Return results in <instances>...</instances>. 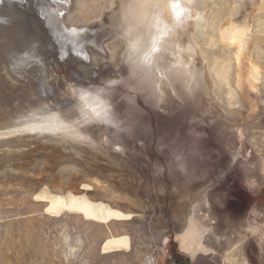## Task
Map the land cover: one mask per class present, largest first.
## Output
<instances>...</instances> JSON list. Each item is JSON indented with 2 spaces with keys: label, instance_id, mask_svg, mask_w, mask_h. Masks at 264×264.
Returning <instances> with one entry per match:
<instances>
[{
  "label": "rangeland",
  "instance_id": "obj_1",
  "mask_svg": "<svg viewBox=\"0 0 264 264\" xmlns=\"http://www.w3.org/2000/svg\"><path fill=\"white\" fill-rule=\"evenodd\" d=\"M20 1L12 0L13 3H9L11 7L6 5L0 8V122L7 121L8 117H17L21 113L28 112L29 107L31 111L37 105L46 107L40 104L45 102L42 94L48 93L41 87L44 79L56 86L54 89L56 94L54 98L52 96L54 100H51L54 104L53 108H61L64 115L74 117L76 111L69 97V90L73 85L78 84L71 79L67 68H61L56 64L59 62L57 58L56 62L53 61L56 65L52 62L54 60L52 56L57 57L58 54L54 50L58 48L57 52H59V47L53 33L47 30L48 27L42 21L45 19L44 16L49 17V10L42 8L41 3L48 0H28L25 1L24 6L19 3ZM117 1L75 0L73 9L64 15L71 24L94 25L99 19H106L103 28L94 26L95 31L92 35L96 37L104 30L103 33L108 34L110 30L115 29L112 24L116 20L111 16L117 8ZM185 3L193 12L186 28L190 30L200 54L193 55L192 52L184 50L182 59L185 63H190L192 56H196L195 63L200 65L203 60V67L205 66L203 80L196 84L197 93L189 92V97H181L161 75L165 71L162 65H155V69L149 71L151 75L149 77L139 72L134 65L135 60L124 58L127 52V38L116 34L115 30L110 31L108 35H114L104 42L108 56L92 52V64L80 65L84 75L93 76L94 69H99L101 64L109 62L112 65L111 73L104 75L99 81L100 83L106 80L117 81L111 91L127 101H131L133 95L142 97L140 93L142 91H139L137 86L148 88L149 92L155 94L153 91V87L157 89V84L154 83L155 75L157 79L160 78L159 85L163 96L161 102H156L154 98L155 105L157 104L158 110L164 115L170 118L180 116L179 119L183 120L179 124L180 127H174L175 135L157 145L160 151L164 150L165 153H149L148 156L145 153L144 160L136 157V153L140 154L139 145L148 143V137L141 138L138 133L145 122L140 113L133 109L124 108L118 111L111 124L91 119L81 118L76 119L77 121L72 119L71 123L65 124L66 127L81 120L82 124L88 126L86 134L78 137L65 136L73 141L71 144L74 149L77 147L75 154L80 155V159L76 160L78 165L68 161H63L64 163L56 161L54 158L75 160L69 156V150L60 146H51L48 142L44 143L47 146L44 148L36 144L22 146L21 151H28L29 155L25 160L12 155L11 148L0 147V158H4V160L0 159L1 175L14 174L13 172L17 176L27 175L29 168H33L34 171H43V174L53 169L57 177L53 181L51 178L37 177V182L33 185L17 178L12 183L2 182L0 201L3 199L5 202L19 204L20 212L17 215L23 218L30 217L32 222L41 221V213H45L43 217L51 215V219L54 218L53 215H59L63 209L65 212L81 213V216L89 219V222L107 229L109 235L101 242L100 247L103 253L122 247L125 250L129 249L130 245L125 243V237L115 235L113 221L117 220V217L129 218L131 215L129 211H136L145 216L144 226L149 235L152 233L154 235V227L167 233L164 242L163 240L159 244L154 242L156 245L151 250L154 253L153 264H264V0H192L191 2L185 0ZM228 26L244 29L246 33L244 47L240 50L239 56V47L236 43L231 44L228 39L223 38V31ZM92 35L90 34L89 38ZM182 37H187L185 32ZM23 39L27 44L23 43ZM167 39L171 40L173 36ZM81 40H86L85 42L88 43L90 39ZM16 41L20 43L14 45ZM75 48L71 45V49ZM165 49L167 51L164 52V59L174 62L176 57L172 50L168 47ZM13 66L16 67V71L12 69ZM38 69H42V72L48 70L46 73L49 76L41 77L42 72ZM255 69L259 70V77L254 75ZM17 73L23 74L30 81L27 82L26 78L23 79ZM181 79L184 78L178 79L180 84L184 82ZM26 90L28 92H24ZM33 94L40 96L36 97ZM211 98H215L214 103L219 108L212 105ZM112 103L115 107V102ZM208 125L215 127L213 131L208 129ZM126 134L131 136L133 143L130 142V145L124 148L120 136L124 137ZM20 149L12 150L19 152ZM113 150L123 152V155H115ZM37 159L39 161L45 159L43 165L33 164ZM176 159L189 162L185 178H178L179 171L171 165ZM197 159L199 164H196ZM28 163H31V167H27ZM14 169L21 173H17ZM109 170V174L112 175L109 180L111 179L118 192L113 195L115 199L104 195L103 198L109 200L106 202L102 201L101 195H97V188L85 184L91 183L90 177H98L100 173L108 174ZM81 171L89 174L80 173ZM226 172L229 176L224 179ZM81 176L82 179H75ZM223 179L226 184L228 183L227 186L220 183ZM233 184L240 191L237 196L232 194L234 190L229 189ZM56 188L59 191H56ZM206 192L213 210V215L209 213L207 222H212L218 236L216 241L207 235V228L190 215L187 207ZM229 196L235 198L232 205L228 204ZM115 200L127 204L128 206H122L127 209L115 211L110 204ZM222 208H225L224 214H219ZM238 210L241 211L239 215H237ZM179 214H182L183 219L187 217L184 236L178 233V222L174 220ZM111 217L115 219L111 221ZM107 221H111L109 223L111 229ZM42 241L45 245L33 244L34 247L31 245L27 248L16 247L14 242H11L8 249L6 248L10 253L9 258H3L4 260L8 258L6 260L12 264H50L48 257L50 252L46 251L50 245L44 239Z\"/></svg>",
  "mask_w": 264,
  "mask_h": 264
},
{
  "label": "bare ground",
  "instance_id": "obj_2",
  "mask_svg": "<svg viewBox=\"0 0 264 264\" xmlns=\"http://www.w3.org/2000/svg\"><path fill=\"white\" fill-rule=\"evenodd\" d=\"M25 1L28 0H24V1L21 0L19 3L24 6ZM191 1L192 0H189V2ZM10 2H12V0H0V8L6 5H9L11 7V5L9 4ZM74 2L75 0H48L47 2L41 3L42 8H47L49 10V14H48L49 17L44 16L45 19L44 20L42 18L41 19L43 21V24L47 26L48 29L45 26L44 27L47 30H51V32L53 33L54 38L57 40V44H58L57 46L59 47V52H57L58 48H55L56 50H54L56 54L57 53L58 54L56 55L57 57L52 56L54 57V60H52V62L55 61V59L57 58L59 62L56 64L59 67L61 66V68H67L66 69L67 73L70 75L72 80L76 81V84L78 85L100 84L99 80L104 75L108 74L112 69V65L109 62L108 63L105 62L101 64L99 69H94L93 76L84 75L83 71L80 68L81 67L80 65L88 64V63L92 64V59H93L92 52H99L105 57L108 56V51L106 49L104 42L105 40H107L108 38L114 35V34L108 35L110 34V31L115 30L116 34L125 36L128 39V36L125 34L127 31L131 34L132 37L138 38L139 53L141 55L146 52L148 53L147 58L143 61L136 58H130L128 50L125 53L124 56L125 59L127 57L130 60H135L137 65L136 64L134 65L139 72H142L143 75L147 74V77H149L151 76L149 74V71L155 69V65L157 64L162 65V68L165 71L161 73V75H163L166 81H168L171 84L174 91H176L181 97L183 96L189 97L190 96L189 92L195 94L197 90L196 84L201 82L202 77L205 75L204 74L205 66L203 67L204 62L203 60H201V64L197 65L195 63L196 56L195 57L192 56V61L190 63H185L184 60L182 59V52L184 50L192 52L193 55H195V53L199 55L200 49L198 48L196 42H194L191 32H189L190 30L186 28V26L189 24L190 19L182 26L176 27V22L173 20L172 14L168 8V0H118L117 8L112 12V16H111L113 20H116L115 23L112 24V26L115 29H112L110 31L107 29L109 31L108 34L103 33L105 30L102 29L104 31L101 33L99 32L98 36L96 35V37L92 35V33L95 31L94 28L96 26L99 27L104 26L107 20L99 19L98 23L94 25L68 23L67 16L64 14L69 13L73 9ZM185 5L189 8V6L186 3ZM192 15L193 12L191 11V16ZM168 17L170 18V20H168ZM184 32L187 36L186 38L182 37V35H184ZM90 34L92 35V37L89 38ZM245 34L246 33L244 29L242 30L241 28H236L233 26L226 27L222 34L223 38L228 39L231 44L236 43V45L239 47L238 56L241 52L240 50L242 49V47H244L243 42H244ZM171 35L173 36V39L168 40L167 38ZM79 36L81 37V39L82 38L87 40L90 39L89 40L90 42L88 41L87 43L85 42L86 40L82 41ZM17 40L19 39L17 38ZM16 43H20V42L16 41L14 45H16ZM23 43L27 44V41L24 40ZM11 44L12 43H10V45ZM71 45H73L76 48L74 50L71 49ZM85 47H87V49ZM166 47L170 48L174 53L176 57V60L174 62H171L168 59H164L163 55L164 52L167 51V49H165ZM20 55L21 54H19V56ZM56 64L54 63V65ZM14 66L12 69L16 71L15 69L16 67ZM163 69H161V71H163ZM41 70H39V72ZM25 71H27V69ZM46 72H48V70ZM46 72H42L41 77L49 76L48 73ZM258 72L259 70L258 71L256 69L254 70V75H256L257 77H259ZM17 74H19V76L22 77L23 79L26 78L25 76H23V74L20 73ZM248 75H250V73H248ZM179 78H184V80L181 79L182 81H184L182 84L178 82ZM26 79L27 82L30 81L28 78ZM155 79L156 81H154V83L157 84V89L156 87H153V91L155 92V94L152 91L149 92L148 88L144 89L142 87L137 86V89H139V91H142L140 92L142 97L133 95L131 96V101H127L125 98L123 99L118 97V94L112 92L111 89L108 90V93H110L109 95L111 97V100L115 102L114 117L118 113V111L120 112V110L124 108L129 110L133 109L134 111L140 113L143 122H145V125L143 127L141 126L142 128H139L138 133L140 134L141 138L148 137V143L145 142L140 145L139 143H137L139 145L140 154L136 153V157L141 158L142 160H144L145 153L146 156H148L149 153L151 154H154L155 152L163 153L164 150L160 151L157 145L160 142L169 139L172 135H175L173 134V129L180 127L179 125L181 124L180 122H183V120L179 119L180 116H178V118H170L158 110L157 108L158 106L157 104L155 105V101L161 102L163 94L161 87L159 85L160 78L157 79V75H155ZM41 83L43 85H41ZM41 83H40L41 87H43L45 91L47 90L48 93H50V94L48 93L45 94L42 92L44 94V95L42 94V97L45 99V102L42 103L40 102V104H44L46 107H39V105H37V107H35V109H33L32 111H31V107H29L30 110L28 112L21 113V115H18L17 117H8L7 121L2 123L0 122V147L11 148V152H13L12 155H17L19 158L21 157L25 160V158L28 155V151H21L20 148L22 146L27 147L36 144V145H41L44 148L45 146L44 143L46 144L48 142L49 145L51 146L54 147L60 146V148L62 149L69 150L70 151L68 152L69 156L75 160V161H73L72 159L57 160L56 158H54L56 161H60V162L68 161L78 165L79 163L76 160L80 159L79 157L80 155L75 154V149H77V147H75L74 149L73 148L74 146L71 144L72 140L71 139L69 140L65 136L78 137L81 134H86L88 126L87 124H82L83 123L82 120L77 123H73L67 127L65 126V124L71 123L72 119L73 120L81 119V118H83L84 120L104 119L107 115L104 107V103L98 98L93 97L88 101V108H81L80 113L75 108L76 115L74 117L73 115H70L71 117H69V115H64L61 108H56V109L53 108L54 104L51 102V100H52V96L54 98V95L56 94L54 93V89L56 86L54 87L53 84L48 83L46 79L42 80ZM24 92H28V91L26 90ZM33 95L36 97L40 96L38 94H33ZM211 101L213 106L218 107V105L214 103L215 98H211ZM54 102H56V100ZM200 110L202 111V109ZM85 115L88 116L85 117ZM200 117L201 115H199V118ZM202 123H204V120ZM67 128L70 129L67 130ZM214 128H215L214 126L208 125V129L210 131H213ZM92 130L90 132H92ZM120 138H121L120 139L121 144L123 143L124 148L130 145V142L131 144L133 143V141H131L132 138L129 134L124 135V137L120 136ZM149 146H150V151L148 152ZM13 148L17 149L16 151L20 149V151L16 152L12 150ZM3 153L5 154L6 152ZM113 153L118 156L123 155V152L119 153L116 150H113ZM0 159L4 160V158H0ZM183 159L181 160L176 159L175 162L173 161L172 162L173 164H171L175 169H177V171H179V174L177 175L178 178L186 177V168H188L187 166L189 165V162L188 160H183ZM43 161H45V159H41V161L37 159L33 162V164L43 165ZM196 161H197L196 164L197 163L199 164V160L197 159ZM20 162L22 163V161ZM30 165L31 163H28L27 167H29ZM16 166L20 167L19 165ZM17 167H15V169L18 170L19 168ZM17 170L15 171L17 172ZM33 171H34L33 168H29L28 173L33 174V176H29V174L27 175L20 174L19 176H17L15 172H13L14 174L12 173L10 174L6 173V175L5 173H3L4 175L0 174V183L2 182L12 183L17 178L22 182L28 181V183L33 185L35 182H37V177H40L41 179L51 178V181L56 180L57 178L55 176V173L53 172V169L49 170L51 172H47V174H43L42 173L43 171L42 172L41 171L33 172ZM9 172L11 171L9 170ZM71 172L73 171L71 170ZM17 173H21V171L20 172L18 171ZM80 173L89 174L88 172L85 171H81ZM109 173L110 170L108 171V174L100 173L98 177L95 178L90 177L92 179L90 181L91 183L85 184L87 186H92L97 188L98 189L97 195H101V199H103L102 201H106V202H109V200H105L103 198L104 195L112 196L113 198V195L118 192L117 187L111 183L112 182L110 181L111 179L109 180V177L112 176ZM228 176L229 174L228 172H226V174L224 175V179H227ZM82 177L83 176L76 177L75 179L80 180L82 179ZM86 178L87 176L84 178V181L86 180ZM224 179L223 182L220 183L227 186L228 183L226 184ZM229 189L234 190V192H232L234 196L240 194V191L236 188V185L234 184ZM56 191H59V189L56 188ZM208 199H209V195L206 192V194L202 195V197H200L199 199H195L193 203H189L188 205L187 204L186 205L187 207H189L188 210L190 215H192V217H194L197 220V222L204 225L207 228V232H208L207 235L212 239H214V241H216L218 239V236L216 235L213 229L212 222H207L209 220L208 218L209 213L210 215H213V210L211 208ZM234 200H235L234 197L229 196L228 204L230 205L231 203L234 202ZM45 203H47V201H45ZM110 204L113 205L112 208H114L115 211H118V209H121V211H123V209H127L122 207L124 205L126 206L127 204L124 203L121 204L118 202V200H115L113 201V203ZM224 209L225 208L220 209L219 214L222 213L224 214ZM18 212H20L19 204L12 203L11 201L5 202V200L1 199L0 255L2 257L0 256V264H12L6 260L9 258L8 255H10V253L6 251V248L9 246L11 242H14L16 247L20 246L22 248H27L30 247L31 245L33 246V244H35L36 246L41 244L45 245V243L42 241L43 239L46 241V243H49L50 245V246L47 245L49 247L48 249L46 248L47 249L46 251L50 252V256H48L49 254L47 255L50 259L49 260L50 264H138V263L153 264L154 253L151 252V250L152 248L155 247L156 243L159 244L160 241L162 240L164 242L167 235V233L164 232L162 229L157 230L156 227H154V235L153 233L151 234L153 236L149 235V233L146 231L144 226L145 216L142 215L140 212L136 213V211H129V213H131L129 218L124 219L123 217H117V220L113 221L115 217H111V221H113L114 223L113 227H114L115 235L117 234L123 235L125 237V243L127 245H130L129 249L125 250L122 247L121 249H111V251H107V252L104 251L105 253H103L102 249L100 251V247H101V242L105 241V238L107 237V235H109V233H107V229L98 224L89 222V219H85L84 217H82L81 213H71V211L65 212V209H63V211H61L59 215H53L54 218L52 219H51V215H47V217H49V219H47V217H43L45 213H41L40 215L41 221L37 219V221L39 222H32V219L30 217L27 216L25 218L19 217L20 215H17ZM237 212H238L237 215H239L241 211L238 210ZM186 218L187 217L183 219L182 214H179L176 215V218L174 219L178 222L177 231L180 235L183 234L182 236H184L186 230V225H184L187 221ZM212 218L215 219L214 217ZM25 219H27V221ZM91 221H93V219H91ZM111 221H107V225H109ZM109 229H111V225H109ZM6 242H8V244H6ZM70 248L76 249V251L70 252L69 251ZM10 251L12 250L10 249ZM3 257L4 258L8 257V258L4 260Z\"/></svg>",
  "mask_w": 264,
  "mask_h": 264
},
{
  "label": "clouds",
  "instance_id": "obj_3",
  "mask_svg": "<svg viewBox=\"0 0 264 264\" xmlns=\"http://www.w3.org/2000/svg\"><path fill=\"white\" fill-rule=\"evenodd\" d=\"M168 8L172 14L173 20L176 22V27L182 26L191 19V10L185 5L184 0H168ZM125 34L128 36V39L126 40V48L129 57L141 61L145 60L148 53L146 52L142 55L139 53L138 38L132 37L127 31ZM116 84L117 81L115 80H106L103 83L94 85H73L72 89L69 90V97L79 113L81 108H88V101L91 98L96 97L103 101L107 113L106 117L102 120L92 121L111 124L114 122V105L108 94V90ZM69 251L74 252L76 249L70 248Z\"/></svg>",
  "mask_w": 264,
  "mask_h": 264
}]
</instances>
